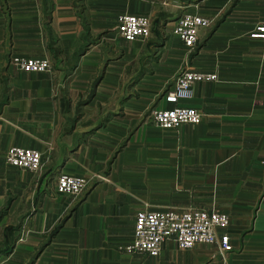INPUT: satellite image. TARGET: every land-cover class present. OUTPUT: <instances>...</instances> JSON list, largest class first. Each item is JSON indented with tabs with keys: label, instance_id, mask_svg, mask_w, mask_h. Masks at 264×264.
<instances>
[{
	"label": "crops",
	"instance_id": "obj_1",
	"mask_svg": "<svg viewBox=\"0 0 264 264\" xmlns=\"http://www.w3.org/2000/svg\"><path fill=\"white\" fill-rule=\"evenodd\" d=\"M124 13L151 20L146 40L118 36ZM182 13L211 21L192 50L171 33ZM263 20L264 0H0V264H264V42L249 37ZM184 66L216 77L175 105L201 119L156 128ZM10 147L39 151L40 169L6 165ZM60 173L85 190L56 194ZM186 208L226 214L231 251L120 249L135 212Z\"/></svg>",
	"mask_w": 264,
	"mask_h": 264
},
{
	"label": "built area",
	"instance_id": "obj_2",
	"mask_svg": "<svg viewBox=\"0 0 264 264\" xmlns=\"http://www.w3.org/2000/svg\"><path fill=\"white\" fill-rule=\"evenodd\" d=\"M210 24L208 18L199 14L182 13L174 21L171 33L184 48L192 50L201 30L207 29ZM116 31L123 40L144 41L150 36V19L143 15L121 14L117 17ZM249 37L264 42V20L256 24ZM9 63L16 70L27 73H47L52 70L51 61L46 59L14 56ZM215 79L214 74L197 72L184 66L173 79L172 86L161 94V100L165 104L174 106L171 109L149 111L150 123L161 130H172L183 124H198L201 116L197 110L175 105L179 101L190 99L196 84L213 82ZM4 161L8 166L35 173L41 166V153L33 149L10 147L5 153ZM86 186L84 177L60 173L56 178L55 192L75 197ZM228 223V216L218 211L207 213L192 208L164 212L140 210L135 212L130 241L120 249L130 255L156 257L161 244L171 240L179 250H188L199 244H215L224 254L231 251L228 236L224 232Z\"/></svg>",
	"mask_w": 264,
	"mask_h": 264
},
{
	"label": "rangeland",
	"instance_id": "obj_3",
	"mask_svg": "<svg viewBox=\"0 0 264 264\" xmlns=\"http://www.w3.org/2000/svg\"><path fill=\"white\" fill-rule=\"evenodd\" d=\"M150 26H151V20H150Z\"/></svg>",
	"mask_w": 264,
	"mask_h": 264
}]
</instances>
